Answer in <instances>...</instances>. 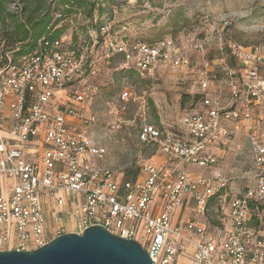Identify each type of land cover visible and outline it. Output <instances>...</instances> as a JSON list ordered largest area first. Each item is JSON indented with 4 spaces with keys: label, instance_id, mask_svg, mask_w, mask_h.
Wrapping results in <instances>:
<instances>
[{
    "label": "built area",
    "instance_id": "2783aa9c",
    "mask_svg": "<svg viewBox=\"0 0 264 264\" xmlns=\"http://www.w3.org/2000/svg\"><path fill=\"white\" fill-rule=\"evenodd\" d=\"M78 16L80 10L69 16L58 9L53 21L71 23ZM98 18L87 21L86 36L75 31L76 41L70 27L18 58L0 52V251H31L50 242L40 210L44 197L54 222L69 216L78 234L101 225L137 241L153 264H264V119L261 127L254 122L256 109L264 111V56L232 44V66L223 57L205 62L189 91L195 108L180 124L139 129L138 141L157 145L167 165L146 163L140 178L124 182L102 164L107 150L89 130L98 119L82 110L99 90L92 80L102 60L91 59L86 46L104 47L122 58L121 69L140 76H153L158 65L187 67L188 59L171 41L133 43L125 23ZM194 49L202 51L203 44ZM136 101L126 88L118 109ZM239 126L246 128L252 174L234 189L213 151L228 147ZM211 200L221 211L219 225L197 219ZM187 206L193 218L182 213ZM54 232L68 234L63 225Z\"/></svg>",
    "mask_w": 264,
    "mask_h": 264
},
{
    "label": "rangeland",
    "instance_id": "374dc122",
    "mask_svg": "<svg viewBox=\"0 0 264 264\" xmlns=\"http://www.w3.org/2000/svg\"><path fill=\"white\" fill-rule=\"evenodd\" d=\"M86 4L95 5L97 11L93 15H98L100 21L115 16L120 26L129 24L133 43L168 40L176 54L188 59L187 67L158 65L153 76H140L134 70L122 73V58L109 56L104 47L86 46L91 59L102 57V60L98 75L92 80L99 90L82 110L97 117L89 130L94 141L107 150L101 162L121 178L137 176L141 167L158 152L157 145L138 141L143 124L162 121L167 125L164 128L173 129L195 108L197 99L193 100L189 91L205 62L223 57L232 66L229 51L232 44L258 50L264 56V0H87ZM5 7L16 13L18 0H10ZM89 14L83 11L82 16L71 23L63 22L58 28L71 27L74 36L80 26L91 27L87 22ZM9 32L8 24L0 25V52L13 45L5 37ZM198 44H203L200 52L194 49ZM221 75L220 71L217 78ZM126 88L138 101L129 103L120 112L117 98ZM220 212L211 200L201 221L219 225ZM185 259L180 263H185Z\"/></svg>",
    "mask_w": 264,
    "mask_h": 264
},
{
    "label": "water",
    "instance_id": "95a60500",
    "mask_svg": "<svg viewBox=\"0 0 264 264\" xmlns=\"http://www.w3.org/2000/svg\"><path fill=\"white\" fill-rule=\"evenodd\" d=\"M0 264H153L135 240L92 226L80 234L69 232L31 251H0Z\"/></svg>",
    "mask_w": 264,
    "mask_h": 264
},
{
    "label": "trees",
    "instance_id": "16d2710c",
    "mask_svg": "<svg viewBox=\"0 0 264 264\" xmlns=\"http://www.w3.org/2000/svg\"><path fill=\"white\" fill-rule=\"evenodd\" d=\"M86 1L18 0V9H16V13H12L7 11L5 7L10 0H0V25L8 24L11 27V32L6 33L5 37L12 40L13 44L10 47H5V49L12 51V57L18 58L20 55L31 53L41 38L50 41L58 40L67 31L65 26L58 28V21H53V13L58 9H62L69 16H76L79 10L82 11V15L84 11V13H90L88 20H93V13L97 10L94 9L95 5H88ZM105 1L108 2L109 0ZM65 6L68 8H65ZM80 27L81 29L79 28L78 31L86 36L88 26ZM73 39L75 40V36H73ZM74 51H76V46L74 47ZM132 71V69L121 70L122 73H130ZM140 177L139 171L138 175L134 178H123V181H134Z\"/></svg>",
    "mask_w": 264,
    "mask_h": 264
},
{
    "label": "crops",
    "instance_id": "0c3cea01",
    "mask_svg": "<svg viewBox=\"0 0 264 264\" xmlns=\"http://www.w3.org/2000/svg\"><path fill=\"white\" fill-rule=\"evenodd\" d=\"M98 16V15H97ZM126 24V23H125ZM128 24V23H127ZM127 32L128 37L131 38L130 33V27L129 24L127 25ZM141 41V40H140ZM122 64V61H121ZM256 115L254 116V122L257 127H261L263 124L259 121L264 119V111L261 109H256ZM161 122V121H159ZM158 125V124H156ZM165 123L163 122V127H166ZM246 132V128L243 126H239L237 130V134L235 137L230 141V144L226 148H220L218 150H214L213 152L219 159L220 168L222 169L223 174H225L228 178H233L234 181L232 182L231 186L236 189L243 187L246 184V179H243L244 176H250L251 169V153H250V144L248 143L244 133ZM156 155H152L151 158L146 162L147 164H151L159 167H164L167 165V160H165V157L160 153H155ZM145 163V164H146ZM232 166V167H231ZM197 172V169L190 168L189 172ZM232 173V174H231ZM67 202L69 201V197L66 198ZM50 205L46 198H41L40 203V210L43 211V213L46 216V230L48 235V238L51 240L53 239L55 232L54 229L56 226L63 225L65 233L69 232H75V228L72 225V220L68 216H62L61 221L56 223L53 221L52 215L50 213ZM188 206L184 208L183 214L187 217H194L193 213H190V211L187 210ZM199 221H201L202 217L197 218ZM60 224V225H59Z\"/></svg>",
    "mask_w": 264,
    "mask_h": 264
}]
</instances>
